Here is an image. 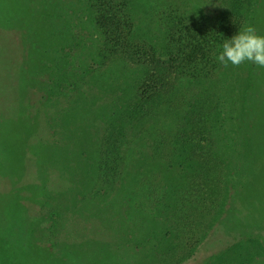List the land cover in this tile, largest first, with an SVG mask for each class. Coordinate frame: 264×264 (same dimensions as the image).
<instances>
[{"label": "rangeland", "instance_id": "rangeland-1", "mask_svg": "<svg viewBox=\"0 0 264 264\" xmlns=\"http://www.w3.org/2000/svg\"><path fill=\"white\" fill-rule=\"evenodd\" d=\"M15 1L0 0V129L5 131L4 103L18 95L22 105L19 108H24L28 81L33 80L29 64L40 58L29 24L38 22L35 28L44 32V28L39 27V23L42 25L40 17L47 14L44 18L47 22L43 23L46 30H52V21L57 19V13L46 8H51L58 0H34L28 15L23 9L16 11ZM37 1L43 14L38 15V9L35 11ZM175 1L135 0L134 23L142 32L158 34L163 26L162 13ZM178 2H184L197 13L209 11L217 0H177L183 10L185 4ZM59 8V30L61 26L68 29L71 16H67L63 3ZM243 16V25L254 26L258 34L264 35V0H250ZM206 18L203 24H210ZM19 21L23 24H18ZM25 23L28 30L24 28ZM83 37L84 47L74 52L76 55L70 64L73 72L89 66L90 59L95 60L93 46L97 38ZM41 42L44 46L40 52L45 54L48 63L53 58V43L45 38ZM160 44L157 46L162 47ZM128 60L111 57L94 70L88 69L93 79L87 86L85 100L75 99L76 91H72L68 82L62 91L67 103L61 109L69 113L59 122L54 118L56 125L52 133L42 130L45 129L44 109H38L47 92L43 86L30 90L31 111L41 112L39 120L33 122L37 124L41 120L36 125V137L49 141L53 136V142H57L56 146L59 145L70 159L61 161L64 157L59 152L50 157V160L66 163L67 167L62 175L49 169L48 191L53 192V200L47 201L48 209L40 208L42 229L30 237L34 244L44 248L46 255L36 256L33 249L32 255L21 259L23 234H16L14 238L0 230V264H66L65 259L55 254L57 249L50 247L56 239L59 244L70 242L65 245L67 264H264V68L250 62L224 67L217 59L214 72L195 79L193 74L183 77L181 73L172 75L169 70L158 73L150 67L153 89L144 93L146 87L141 82L146 66L135 59ZM43 68L46 70L45 66ZM55 74L48 69L35 79H50L51 89L56 92ZM120 92L125 96L121 103L134 107L135 102L138 106L134 109L135 122L123 124L127 135L122 137L121 160L117 159L121 164L117 169L116 163L111 165L108 171L113 175L111 180L106 179L100 161L105 158V148L113 150L112 142L108 141L114 127L110 115ZM103 98L110 99L107 105L100 107ZM203 102L208 106L196 107ZM82 103L83 108L70 112L76 105L82 107ZM216 106L219 110L215 113ZM198 110L206 115L201 113L189 123ZM186 117L189 123L186 133L192 141L185 144H189L187 149L194 153L189 159L185 158V163H191V168L197 170V164L205 162L207 157V154L201 155L200 150L211 153L214 171L218 173L224 166L223 169L234 173V185L230 183L227 193L220 189V183L217 188L198 185L195 183L198 179L191 180L179 167L180 157L177 156L181 143L176 137L181 134ZM6 122L10 129L19 132L14 120ZM60 129H64L61 135ZM19 149L9 148V153L14 159L29 161L25 156L29 152H18ZM51 149L53 144L47 146L49 154ZM114 154L109 159L115 161ZM15 172L11 175L13 179L21 170ZM4 179L3 176L0 191L8 193L11 183ZM167 191L169 198L164 199ZM161 203L169 205L167 215L159 211ZM191 211L195 212L192 217ZM32 213L31 209L29 214ZM73 222L82 227L79 229L82 234L66 237L63 230ZM2 225L0 223V227ZM45 226L48 228L43 230ZM52 230L58 233L50 234ZM70 232L78 231L73 228Z\"/></svg>", "mask_w": 264, "mask_h": 264}, {"label": "trees", "instance_id": "trees-1", "mask_svg": "<svg viewBox=\"0 0 264 264\" xmlns=\"http://www.w3.org/2000/svg\"><path fill=\"white\" fill-rule=\"evenodd\" d=\"M26 1L28 2L16 0L13 7H16V11L17 8H19L28 12V9L31 10L34 0ZM134 1L135 0H58L51 4V8L46 9H48L47 11H54L57 13L55 15H57L56 17L59 19V16H61L58 15L60 12L59 5L63 3L68 11L67 16H71L68 18V29H64V27L61 26V30H59L58 21L54 19V21H52L53 28L52 30L48 28V32L43 24L47 22L44 21L47 14H44L42 18L40 17L42 25L39 23V27H43L44 32L38 27V29L35 28L38 22L34 21L29 24V32H32L34 35L36 44L35 50L38 52L40 58L35 59L33 64H29V67L31 65L30 77L33 80L28 81V93H26V90L23 98L25 102L23 105L24 108H19L22 105L20 104L21 101L17 98L18 95L15 96V99L10 97L9 103H4V105H6L5 113L7 115L5 118L6 131L3 128L0 129V146L2 147L0 148L2 151L0 153V181L4 176V180L11 183L10 185L12 188L8 190V193H1L0 191V223L3 224L0 230L14 238L16 234H23L22 250L19 252L21 259H25L29 255H32L33 249H35L37 253H35L36 256L41 254L46 255L44 248L39 244H34L30 237H33L38 229H42L40 217H43V215L41 214L40 208H42V211L44 208L48 209V203L53 200V192L48 191L49 179L47 176L49 169L50 171L54 169L60 175L66 171V163L63 164L59 161L50 160V157L52 159V157L55 156V152H59L64 157L61 161L70 159V157L65 156L59 145L56 146L57 142H53V136H51L49 141H41L36 137V125H39L41 120L40 122L38 121L37 124L33 122L34 120L37 122V118L39 120L40 117L38 114L41 113L40 110L44 109L42 118H44L43 124L45 125V129L42 130L52 133L55 127L54 124L56 125L55 119L59 122L69 113V110L63 112L64 108L61 109V107L67 103L65 100L66 95L62 94V91L66 88L68 82L71 83L69 87L74 89L72 91H76L75 99H87V86L91 79H93L92 75H88V69L91 68L94 70L101 65L103 61L110 60L111 57H121L127 60L135 59V62H139L141 65L146 66V69L143 71L145 75L141 82V84L146 87L144 93L149 89H153L149 79L151 77L149 71L150 67L154 68V72L158 73L169 70L170 74L177 75L181 73L183 77L188 76L187 74H193L195 79L200 78L199 76L201 75L208 74L210 71L214 72V68L216 69L217 67V56L222 50L224 39H230L237 33L241 26H243V12L250 0H217L215 5L212 6L211 4L209 11H198L197 13L190 10L189 6L184 2H178L180 4H185V8L180 10L176 0L172 3V7L167 8L162 13L161 18L163 26L158 34L155 32H142L138 29L133 18ZM38 7L39 2L37 1L35 11ZM41 10V8L38 9V15L43 14ZM26 14L28 15L29 12ZM17 15L19 16L20 14L18 13ZM206 17L210 24H203ZM184 19H187L189 22L186 23ZM17 23L23 24L20 23V21ZM24 28L28 30L27 23L24 24ZM72 29L75 30L71 32L70 30ZM6 30L10 32L8 29ZM13 32L17 33L15 31ZM92 32H95V34ZM84 35L91 37V39L97 38L93 46L95 60L90 59L91 64L89 63V66H84L83 69L78 68V71L73 72L70 69V64L75 58L76 54L74 52L80 47H84L82 46L85 41ZM42 38L52 41V47L55 50L52 51L53 58L52 60L49 59L48 63L45 62V54L43 56L40 52V49L44 46L41 42ZM66 40L67 42H65ZM159 42H161L162 47L157 46ZM207 58L208 60H206ZM43 66H45L46 70H44ZM16 67H18L17 63L15 68ZM48 69L52 71V73L56 72L53 82L57 88L56 92L55 89L53 91L51 89L52 85L50 79L47 81L45 78L44 81L35 79L38 74H42ZM153 77H156L155 73H153ZM101 80L102 78L100 81ZM37 86H43V89L47 92L48 98L46 97L40 102L41 108H38L40 110L36 111L34 114L33 111H31L32 107L29 105L32 94L30 90ZM124 97L123 93H118L114 101L116 108H114L113 113L110 115V120L114 127L111 130L113 133L112 135L110 134L108 141L110 140L112 142L111 145L113 150H110V147L105 148L103 151L105 158L100 161V167L102 172L105 170L106 179L111 180H113V178L110 177H113V175L110 172L108 173L112 168L111 165L116 163L115 166L117 169L121 164V162L118 163V161L121 160L122 156L120 149L123 143L122 137L127 135V130L123 129V124L130 121L131 124L135 122L133 118L135 114L134 109L138 106L135 102H133L134 107H132L131 104L124 105L121 103ZM52 99H54L53 102L50 101ZM109 99L103 98L100 107L107 105ZM63 101L64 103L62 104ZM77 105L75 108L71 109L70 112L79 111L84 106L83 103L82 107H78ZM206 106H208L206 102H203L202 105H197L196 107L204 108ZM216 107L215 113L219 110L218 106ZM201 113H203L202 115H206L205 112L198 110L197 113L194 114V118L190 119L189 123H193L200 117ZM187 117L181 134H178V137H176L181 143V147L178 148L177 156L180 157L178 159L180 162L179 167L184 169V173L187 174V177L191 180L196 181V179H198V181L195 182L198 185L204 188H217L220 183V189L223 188L226 191L225 193H227L228 188L231 186L230 183L233 181L232 174L234 173H231L228 169H223L224 166L219 168L218 173L214 171L213 165H211V153L208 151L202 153L200 150V154H207V157L204 159L205 162L197 164V170L191 168V163H185L187 161L185 158L189 159L194 153L192 149H187L189 144H185L187 141H192L191 136L186 133V126L189 124L187 123ZM7 119L16 122L19 132L8 127L6 122ZM63 132L64 129L58 130L59 135ZM45 139L47 138L45 137ZM182 141H184V143ZM50 144H53V149H51L52 151H50L49 154L47 146ZM12 147L20 148L18 152L20 150H24L25 153L29 152L26 155L24 154L29 161H26L24 158L17 159L16 155V159H14L12 154L9 153V148ZM114 153H116V156ZM112 154H114V157H117L116 160L114 158L116 162L109 159ZM118 157L120 158L117 161ZM219 161L222 160L219 159ZM16 169H20L21 172L19 174H14L16 178L13 179L11 175L16 173ZM24 192H28L32 198H29L30 195L26 196L23 194ZM169 195L167 191L164 199H168ZM161 204L162 208L159 209V211L167 215L168 210L166 211V209L169 205ZM31 209L33 212L32 215L29 214ZM198 213L200 216V211ZM194 214L195 212H190L191 217ZM72 221L74 220L72 219ZM16 225L18 226L17 230H15ZM50 227H52V225L49 226V228ZM47 228L48 226H45L43 230ZM73 228L77 229L78 232H70ZM206 228H208V226ZM79 229H82V227L75 226L73 222L70 226H65L63 233H65L66 237L77 236L82 234L79 232ZM52 233L56 234L58 231L52 230L50 234ZM70 240H72V238H70ZM69 244L70 242H68V244H59L56 239L50 245L54 251L57 249L55 254L65 259L66 264L68 260L65 255L68 251H66L65 245Z\"/></svg>", "mask_w": 264, "mask_h": 264}, {"label": "clouds", "instance_id": "clouds-1", "mask_svg": "<svg viewBox=\"0 0 264 264\" xmlns=\"http://www.w3.org/2000/svg\"><path fill=\"white\" fill-rule=\"evenodd\" d=\"M217 59L224 67L250 62L264 68V35L258 34L254 26H241L230 39H224Z\"/></svg>", "mask_w": 264, "mask_h": 264}]
</instances>
